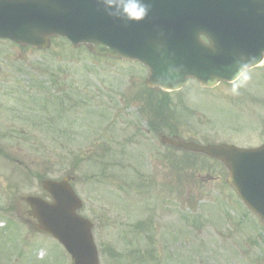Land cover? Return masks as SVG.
Wrapping results in <instances>:
<instances>
[{"label":"rangeland","instance_id":"obj_1","mask_svg":"<svg viewBox=\"0 0 264 264\" xmlns=\"http://www.w3.org/2000/svg\"><path fill=\"white\" fill-rule=\"evenodd\" d=\"M54 73L61 87L57 84L46 92L44 87L52 85ZM146 75L139 64L93 57L84 47L71 48L63 39H54L47 51L0 41V264H70L59 244L35 232L22 200L26 195H43L42 179L68 174L75 177L74 188L84 204L81 214L94 223L101 264H264V225L227 186V171L219 162L185 153L178 175L174 174L177 168H163V176L149 175L150 164L154 166L158 158L151 156L148 147L137 162L146 171L142 172L145 178L140 179V170L134 167L122 169L132 183L118 176L121 173L114 169L118 153L102 145L112 143L116 125L128 132L132 117L146 105L143 96L152 93L145 92ZM21 85L24 104L5 99L20 95ZM222 86L203 95L194 84L167 93L184 97V102L179 98L178 109L188 106L187 96L197 105L190 107L192 116L180 114L182 110L169 112V118L186 116L174 120L170 128L179 124L181 136L206 143L262 142L264 134L262 138L252 135L264 116L255 113L259 105L238 107L257 95L261 98L255 102L264 106V73L258 70L242 76L232 93L239 102L224 99L226 93L211 95ZM18 105L25 132L9 134L6 128L20 125L3 124L10 121L6 108ZM57 105L63 106V115L51 116L50 107ZM118 117L120 125L114 124ZM84 133L87 140L81 137ZM237 134H242L236 137L240 140L230 138ZM149 216L153 218L145 223Z\"/></svg>","mask_w":264,"mask_h":264},{"label":"water","instance_id":"obj_2","mask_svg":"<svg viewBox=\"0 0 264 264\" xmlns=\"http://www.w3.org/2000/svg\"><path fill=\"white\" fill-rule=\"evenodd\" d=\"M56 36L73 48L138 60L151 88L177 90L190 78L210 88L261 61L264 0H0V39L46 49ZM181 146L219 159L243 204L264 221V146ZM42 186L53 203L25 199L37 229L63 244L72 264H99L92 224L77 214L81 203L69 178Z\"/></svg>","mask_w":264,"mask_h":264},{"label":"flooded vegetation","instance_id":"obj_3","mask_svg":"<svg viewBox=\"0 0 264 264\" xmlns=\"http://www.w3.org/2000/svg\"><path fill=\"white\" fill-rule=\"evenodd\" d=\"M264 67V64H263ZM262 73H264V69L259 70ZM252 72V71H251ZM250 73V72H249ZM224 85V86H222ZM239 83L236 84H220L219 86H222V88L217 91L216 93L222 92V93H226V95L224 96V99H226L227 101H234L236 100L237 102H239V97L232 95L233 90L238 87ZM9 100H11V102H16L19 103L20 101V96L19 95H12L7 97ZM256 98H261L260 96H256V97H252L249 100V102H246L244 104H240V106L238 108H242L250 106L251 104H258L259 106L255 107V110H257L255 113L257 115V117L261 116L264 114V110H262L264 108L263 104L259 103L258 101L255 102ZM1 108V107H0ZM19 109V105L17 106V109H13V108H6V114L5 117L9 118L10 121H5L3 122L5 125H9V127H11V124H19L20 126L18 128H7V131L11 132V133H23L24 132V118L22 116H20L19 114L20 111ZM254 110V111H255ZM145 120V123L149 124V126H133L129 132H120L117 134L118 139L116 141L115 139V151L116 153H118V156L120 157V160L118 161V165L121 166V162H122V158H128L129 159V167L133 166L134 168L140 170L139 172V178L143 179L145 178V175L142 174V172H146L144 171L142 165H137V162L139 159H143L144 158V154L146 151L149 150L148 147H151V156H154L155 159L158 158V161L156 163H154V166H159V170L155 169L154 166L152 164H150V169L153 170L151 171V174L149 173V175L155 174L156 172L160 175H162V169L163 168H168L169 167V157H171V159H174V161H179L183 159V156L177 157L178 154H182L184 152H180L178 149H176L175 147H173V144H166V142L164 141V138L162 137L163 134H168L169 132V123H168V119L162 117V118H158V117H152L151 116V112H148L147 115H145V117H142ZM135 123V122H134ZM136 124V123H135ZM253 134L252 135H258L262 138L261 134H264V116L260 117V124H257L256 126H254L253 128ZM252 129L250 131H252ZM176 132V131H175ZM175 134V135H173ZM180 132L177 131L176 133H172V139L174 138H178L180 137ZM242 134H237L234 136H230V138H236L237 136L240 138ZM116 136V137H117ZM185 140V137H183ZM239 138H236L238 140H240ZM187 140H190L189 138H187ZM243 141V140H242ZM244 142V141H243ZM235 144V143H234ZM259 144H264V140H262V142H260ZM241 147H245V148H249L252 147L251 145H244L241 142ZM239 145V146H240ZM255 146V145H253ZM144 150V151H143ZM178 150V151H176ZM117 159V158H116ZM135 162V164H134ZM155 169V171H154ZM167 177V175H165ZM151 177V176H150ZM157 177V175H156ZM120 178V177H119ZM135 180H138L137 178H134ZM145 180V179H144Z\"/></svg>","mask_w":264,"mask_h":264}]
</instances>
